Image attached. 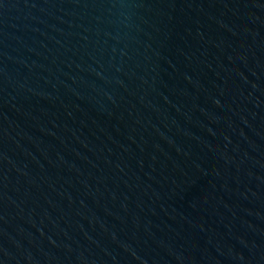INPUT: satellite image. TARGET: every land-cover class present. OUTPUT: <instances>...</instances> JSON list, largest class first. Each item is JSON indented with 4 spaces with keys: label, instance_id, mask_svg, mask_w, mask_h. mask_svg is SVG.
I'll return each instance as SVG.
<instances>
[{
    "label": "water",
    "instance_id": "95a60500",
    "mask_svg": "<svg viewBox=\"0 0 264 264\" xmlns=\"http://www.w3.org/2000/svg\"><path fill=\"white\" fill-rule=\"evenodd\" d=\"M0 264H264V0H0Z\"/></svg>",
    "mask_w": 264,
    "mask_h": 264
}]
</instances>
